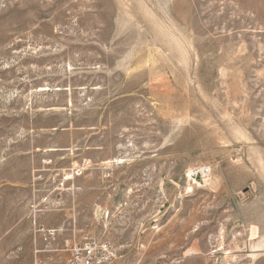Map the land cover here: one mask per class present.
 <instances>
[{
	"label": "rangeland",
	"instance_id": "rangeland-1",
	"mask_svg": "<svg viewBox=\"0 0 264 264\" xmlns=\"http://www.w3.org/2000/svg\"><path fill=\"white\" fill-rule=\"evenodd\" d=\"M259 243L264 0H0V264H264Z\"/></svg>",
	"mask_w": 264,
	"mask_h": 264
},
{
	"label": "built area",
	"instance_id": "built-area-1",
	"mask_svg": "<svg viewBox=\"0 0 264 264\" xmlns=\"http://www.w3.org/2000/svg\"><path fill=\"white\" fill-rule=\"evenodd\" d=\"M209 168L191 169L187 178L192 181H204L209 177ZM96 263V248L94 245H87L81 251H78L71 260L70 264H95Z\"/></svg>",
	"mask_w": 264,
	"mask_h": 264
},
{
	"label": "bare ground",
	"instance_id": "bare-ground-1",
	"mask_svg": "<svg viewBox=\"0 0 264 264\" xmlns=\"http://www.w3.org/2000/svg\"><path fill=\"white\" fill-rule=\"evenodd\" d=\"M40 89V88H39ZM46 89V88H45ZM48 89V88H47ZM46 91V90H45ZM42 92V91H41ZM116 161H118V160H116ZM119 162V161H118ZM189 189V191H190V189L191 188H188ZM188 189H187V191H188ZM252 234H251V236L252 237H256L257 236V230L255 229V228H253L252 230ZM221 237V236H220ZM262 247H264V245H262V244H257V245H255V246H253L252 248V253H251V258H255L256 256H258V253L259 252H261L262 250L260 249V248H262ZM230 252V251H229ZM250 253V252H249ZM250 255V254H249ZM232 258V257H231Z\"/></svg>",
	"mask_w": 264,
	"mask_h": 264
}]
</instances>
